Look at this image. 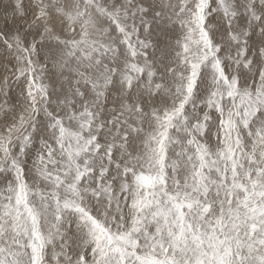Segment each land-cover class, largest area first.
Segmentation results:
<instances>
[{"label":"snow or ice","instance_id":"obj_1","mask_svg":"<svg viewBox=\"0 0 264 264\" xmlns=\"http://www.w3.org/2000/svg\"><path fill=\"white\" fill-rule=\"evenodd\" d=\"M0 264H264V0H0Z\"/></svg>","mask_w":264,"mask_h":264}]
</instances>
